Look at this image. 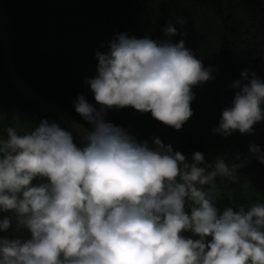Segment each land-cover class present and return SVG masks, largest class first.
<instances>
[{
  "label": "clouds",
  "instance_id": "9594fccd",
  "mask_svg": "<svg viewBox=\"0 0 264 264\" xmlns=\"http://www.w3.org/2000/svg\"><path fill=\"white\" fill-rule=\"evenodd\" d=\"M184 23H166L161 40L117 33L95 52L96 74L84 80L95 104L84 94L73 101L85 123L42 118L4 128L0 264H264V202L217 207L216 178L237 182L246 159L188 158L107 119L109 110L131 108L182 129L192 89L214 79L182 38L170 39ZM231 88L210 131L252 135L264 122V79L244 69ZM248 152L264 165L259 144Z\"/></svg>",
  "mask_w": 264,
  "mask_h": 264
},
{
  "label": "trees",
  "instance_id": "16d2710c",
  "mask_svg": "<svg viewBox=\"0 0 264 264\" xmlns=\"http://www.w3.org/2000/svg\"><path fill=\"white\" fill-rule=\"evenodd\" d=\"M12 36L15 67L22 83L71 119L85 123L75 113L73 101L84 94L95 104L84 80L96 74L95 52H105L117 33L165 39L162 29L169 21L177 25L173 43L185 47L212 66L214 79L195 86L193 115L182 129L155 121L150 113L131 108L109 110L107 119L124 126L138 140L159 137L174 151L190 158L195 151L212 160L218 155L231 162L243 160L249 135L234 132L224 138L212 134L222 109L231 104L234 80L248 69L260 73L264 54V0H3ZM180 33H183L181 37ZM0 135L6 126L19 123L28 129L42 118L58 121L50 113L21 97L11 85L0 42ZM17 118L18 120H14ZM258 144L264 150V122L259 123ZM235 183L215 181L217 207L229 201L247 205L264 202V165L256 159L237 172Z\"/></svg>",
  "mask_w": 264,
  "mask_h": 264
},
{
  "label": "water",
  "instance_id": "95a60500",
  "mask_svg": "<svg viewBox=\"0 0 264 264\" xmlns=\"http://www.w3.org/2000/svg\"><path fill=\"white\" fill-rule=\"evenodd\" d=\"M7 27H9V22H8L6 9H5L3 0H0V42H1L2 49L4 52V56H5L8 77H9V80L14 90L21 97H23L24 99L32 103H35L36 105H38L39 107H41L42 109L50 113L52 116H54L57 120H63L68 123H70L71 121H74L67 114H65L63 111L57 108L55 105L45 100L39 94H37L32 89H30L29 87H27L26 85L22 83V81L20 80L18 76L16 67H15L14 57H13V48H12L13 41H12L11 34L8 35L6 32ZM259 77L261 79H264V54H263V58L261 62ZM254 130H255L254 134L249 135L248 147L250 143L258 144L259 124L254 125ZM245 159L247 160V163L244 164L243 167H238L237 172H240L246 169L247 167L252 165V163L254 162L255 158L249 154L248 148H247V152L243 160ZM220 180H223V179L219 177L216 178V181H220Z\"/></svg>",
  "mask_w": 264,
  "mask_h": 264
}]
</instances>
